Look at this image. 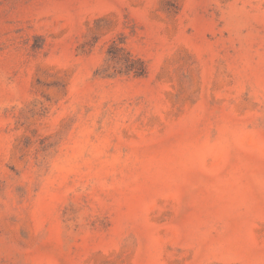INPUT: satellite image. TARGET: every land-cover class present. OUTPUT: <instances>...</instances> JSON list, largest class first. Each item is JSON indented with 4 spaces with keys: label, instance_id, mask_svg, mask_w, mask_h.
<instances>
[{
    "label": "rangeland",
    "instance_id": "obj_1",
    "mask_svg": "<svg viewBox=\"0 0 264 264\" xmlns=\"http://www.w3.org/2000/svg\"><path fill=\"white\" fill-rule=\"evenodd\" d=\"M0 264H264V0H0Z\"/></svg>",
    "mask_w": 264,
    "mask_h": 264
},
{
    "label": "trees",
    "instance_id": "obj_2",
    "mask_svg": "<svg viewBox=\"0 0 264 264\" xmlns=\"http://www.w3.org/2000/svg\"><path fill=\"white\" fill-rule=\"evenodd\" d=\"M110 50L113 52L109 53V61L119 66L120 73L132 74L134 77H142L145 74L143 62L134 58L131 54L126 52L123 47L112 42ZM110 68L116 70L115 66H108L107 70Z\"/></svg>",
    "mask_w": 264,
    "mask_h": 264
}]
</instances>
